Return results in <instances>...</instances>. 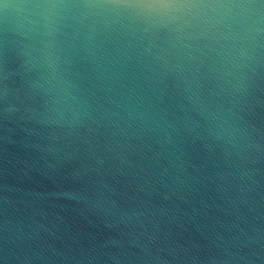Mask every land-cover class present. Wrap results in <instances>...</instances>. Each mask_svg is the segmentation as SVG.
<instances>
[{
    "label": "clouds",
    "instance_id": "clouds-1",
    "mask_svg": "<svg viewBox=\"0 0 264 264\" xmlns=\"http://www.w3.org/2000/svg\"><path fill=\"white\" fill-rule=\"evenodd\" d=\"M11 125L29 134L26 146L33 133H47L43 151L57 164L72 167L78 153L89 161L68 172L61 194L108 227H128L144 213H117L114 202L88 196L97 164L113 161L124 175L149 159L147 148L168 153L181 170L185 145L197 141L225 164L215 176L219 190L233 192L236 220L243 208L264 209V0H0V127L12 133ZM60 140L71 151L52 147ZM3 202L16 209L12 198ZM29 219L0 223V264H99L100 256H68L47 244L43 226ZM232 228L211 264H264V225ZM100 251L115 264L142 259Z\"/></svg>",
    "mask_w": 264,
    "mask_h": 264
},
{
    "label": "water",
    "instance_id": "water-1",
    "mask_svg": "<svg viewBox=\"0 0 264 264\" xmlns=\"http://www.w3.org/2000/svg\"><path fill=\"white\" fill-rule=\"evenodd\" d=\"M3 123L7 125V122ZM11 127L14 128L12 133L7 127H0V223L5 216H14L26 224L32 223L29 219L32 217L34 228L43 226L40 234L44 241L68 256L96 255L101 257L99 264H115L100 251L110 249L117 254L128 252L142 257L132 256V264H160L157 257L167 259L170 264H211L208 257L224 255L227 240L236 231L232 228L234 222L245 229L250 225H264V220L256 218L264 212L260 207L251 214L243 208L246 216L236 220V211L229 203L233 192L231 189L219 190L215 176L225 164L210 153L206 154L197 141L195 145H185L187 156L182 159L186 164L181 170L173 167L170 161L174 158L168 153L157 156L147 148L144 151L149 159L138 161V166L126 169L124 175L111 167L113 161L97 164L100 172L92 173L87 185L88 196L114 202L117 213H144L138 219L132 216L131 221H126L128 227L120 222L108 227L93 215L88 205L70 202L61 194L69 184L68 172L76 171L81 161H89L78 153L72 167H66L63 161L57 164L43 151L50 143L47 133L40 136L33 133L29 137L31 144L26 146L25 137L29 134L14 125ZM67 143L60 140L52 141L51 145L71 151L65 148ZM77 143L82 144V141ZM86 147L81 148V153ZM175 164L179 165L180 161ZM186 179L187 186H183L180 182ZM165 196L169 198L165 199ZM4 197L17 202L15 210L3 202ZM44 228L55 236L48 235ZM144 246H147V252L141 251ZM176 253L181 259L173 260ZM48 255L53 256V253L48 252ZM193 257L199 259L193 260ZM54 264L62 262L55 259ZM255 264H261V261L257 260Z\"/></svg>",
    "mask_w": 264,
    "mask_h": 264
}]
</instances>
